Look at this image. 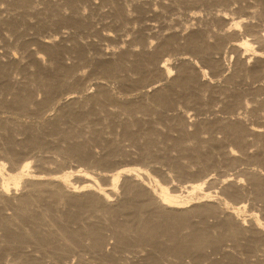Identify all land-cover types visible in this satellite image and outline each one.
Listing matches in <instances>:
<instances>
[{
	"label": "bare ground",
	"instance_id": "bare-ground-1",
	"mask_svg": "<svg viewBox=\"0 0 264 264\" xmlns=\"http://www.w3.org/2000/svg\"><path fill=\"white\" fill-rule=\"evenodd\" d=\"M216 1L0 0V107L22 113L36 104L62 106L47 122L0 119V148L9 161L22 130L35 153L56 140L67 143L55 147L62 156L99 167L130 154L107 136L120 126L122 141L137 146L140 158L169 163L175 175L194 174L193 163L205 172L175 183L159 178L161 169L141 165L46 173L30 170V161L9 170L0 160V264H264V0H243L232 9L212 7ZM33 26L54 33L26 37ZM92 34L99 41L81 38ZM87 46L98 49L96 70L141 85L139 95L117 97L102 81L94 82V94L89 87L64 91L70 65L60 56L81 57ZM79 73L76 81L85 77ZM88 134L109 147L107 155L97 159L80 142ZM186 141L194 146L186 148ZM169 146L188 150L193 162L162 155ZM224 147L226 160L235 164L239 151L256 167L234 175L208 172Z\"/></svg>",
	"mask_w": 264,
	"mask_h": 264
},
{
	"label": "rangeland",
	"instance_id": "rangeland-1",
	"mask_svg": "<svg viewBox=\"0 0 264 264\" xmlns=\"http://www.w3.org/2000/svg\"><path fill=\"white\" fill-rule=\"evenodd\" d=\"M241 3H243V0H235L234 2H226V0H217L215 3H213L212 7L232 9V8H236ZM105 9H106V7H105ZM239 12H244V10L239 11ZM137 22H139V21H137ZM137 22H135V23H137ZM149 22L150 23L154 22L156 25L158 24V22H156V21H149ZM34 32L39 33L42 36H49V35H52L54 33L51 28L40 29V28H37L36 26H33L32 28H29L26 31V33H27L26 37H30V34H35ZM132 36L133 35H128V37L127 36L126 37L128 39H132ZM81 38H83V40L85 42L99 41L97 34L83 35V36H81ZM16 39H18V38H15V37L12 38V44L15 46H19L20 41L18 42V40L16 41ZM68 43L72 44L73 43L72 39H70L68 41ZM102 43H104V45H105L104 41ZM29 45H30V47H33V46L36 47V45L32 42ZM133 45L135 47L137 46L136 48H139L138 44H133ZM18 52L20 54L22 52V49H21V51L18 50ZM97 52H98V49H96L95 46L94 47L93 46H87L84 48L83 55L81 56L82 58L78 57L75 54V52H69V53L65 52L64 54H62L60 56L61 60H63L65 63L70 65V71H69V74L67 75L68 79L70 80L69 84H68L69 86L65 87L64 91H66V92L79 91L80 92V91H83L85 88L89 87V91H90L89 93L94 94V93L98 92V87H96L94 85V82L102 81V82H105L110 87L113 94H115L117 97H123V98H128V99L136 98V96L139 95V92H140L139 88L142 87L141 85L136 84V83L131 85L128 82L124 83L123 81L116 79L113 76L107 77V75H105L104 73H102L98 69L96 70L95 56H98ZM45 57L47 60H49V57H47L46 55H45ZM24 59L26 62L28 61V58H24ZM30 69H34V66H30ZM11 73L13 75H15L19 80H22V82L25 81L24 75L21 74V72L19 73L18 70L13 69L11 71ZM78 73L79 74L85 73V77L83 79H80L79 81H76V75H78ZM132 75L136 77L135 74H132ZM17 85H19V84H17ZM78 95H80V94H78ZM43 99H44V93H43L42 89L38 88L37 94H36V102L39 103V101H42ZM113 105L115 106L114 103H113ZM89 107L90 106H88L87 108H89ZM177 107L178 106H176L175 108L171 107L172 109L168 110V114H170V115L176 114L178 111L177 109L179 108V107L178 108ZM61 108H62V106L60 105V103L52 104L47 110H46V107L44 108L42 105L36 104L33 106L32 110H28L26 112L21 113V112L15 111V110H11L10 108L7 109V108H1L0 107V119H5L10 124H14V122L18 121V122H21L20 124H23V125H31V124H35L38 122H40V123L41 122H47V120H49V118H51V117L54 118L56 115L61 113ZM78 108H79V106H78ZM174 109H175V111H174ZM44 111H46V112L48 111L49 114H48V112L44 113ZM190 113L191 114L194 113V110H190ZM220 113H221V115L223 114L221 111H220ZM206 114L209 115L210 113L206 112V113L202 114V116H205ZM123 116L124 115H119L117 117V119L124 118ZM144 120L147 123L153 122V124H156V125L158 124V122H156L155 117L152 118V117L145 116ZM172 122H174V121H172ZM99 125H101V124H99ZM159 125L164 132L169 133L172 137H174V138L181 137L182 141L184 140L183 139L184 137L182 136L181 131H179L175 128L171 129V128H169V125H166L163 123H160ZM195 129H196L195 126L190 127L191 132H193ZM110 132H113V133H110ZM110 132L107 133V136L117 138V140L121 141L120 142L121 145H122V143H124V145H126L125 147H127L124 149L130 151V154L128 156H121V154L113 155V157L109 158L110 159L109 163L99 164V167H98V164H92L91 165L87 161L77 159L74 157H68V156H65V154L62 156L61 153H59L57 150H55L56 149L55 147L56 146L57 147H66L67 143L57 142L56 140H54L53 142H51L49 144V146L51 147L50 149L41 150V151L35 153L31 149L27 148L26 145H24L23 141H25L26 133H24V131H22V130H19L18 132L15 133V138L18 142L14 148L16 153L18 152L15 156L16 158L14 160L9 161V158H7L5 151H3L2 148H0V160H4L7 163V167H9V170L18 167L20 164H22V162L30 161L31 162L30 163V165H31L30 170H32L34 172L41 171V172H46V173H55V172H58L59 170L60 171L61 170L67 171L68 169L69 170L70 169L76 170L78 167L87 168L90 171H92L93 173H100V172H102V170L108 171L111 169H115L118 166H120V167L130 166L131 167V166H140L141 165V166H147L149 168V170H151V171H155L157 168L161 169L159 171V174H160L159 178L165 179L167 181H170V180L173 181L174 180L175 183L179 182V181L191 180V179L197 178L198 175L200 174L197 171L200 167L199 164L193 163L191 165L192 170H190V171L195 172L194 174L183 173L182 175H175L176 173L171 170L169 163H165V162L160 161L162 163L161 164L160 162H155V161L151 162V161H147L145 159L140 158L139 153L141 151L137 146L133 145L131 142H129V140L124 139V137H123L124 141H122L123 133H122V128L120 126H117V128L115 127ZM2 135H3V130L0 131V139L3 137ZM216 135L217 136H215V137H221L222 136L221 133L216 134ZM89 136H90V134H88L86 138L79 139L80 142L84 141L83 143L88 146V149L92 152L94 157L97 159L107 155V153L110 150L109 147H107L105 144H102V143H96V142L94 143V141L92 139H89ZM204 136L206 138L210 137L209 134H204ZM53 139H56V138H53ZM193 142L194 141H186V142H184L185 143L184 146L186 148H191L194 146ZM227 144H228V141H225L223 143V146L225 145V147H226ZM122 147H124V146H122ZM225 147L220 152H218L216 154V158L219 160L220 163H218V165L215 168H213V169L211 168V169L207 170L208 172H211L214 175L218 174L219 172H228V173L234 175L235 173L238 172L239 168L246 167V166L256 167V165H255L256 163L254 164V161L249 160L245 155H243L239 151H236V155L238 156V158L236 159L235 164L230 162L229 160H226L227 155L224 152ZM255 148H256L255 146L251 147L250 151L255 152V150H256ZM188 153H189L188 150L179 151V149L178 150L173 149L170 146L167 147V149L161 150L162 155H168L171 157L174 156L176 158L178 157L183 162H186V161L187 162H193L191 155ZM17 155H18V157H17ZM85 163H88V164H85ZM168 172H170V173L168 174ZM171 172H172V174H171ZM204 174H205V172H202L199 176H202ZM172 178H174V179H172ZM100 181H102V180H100ZM110 239H112V238H110ZM110 239H109V241H113V239L112 240H110ZM258 253L262 254L261 251H259ZM259 254H258V256L262 257V255L261 254L259 255ZM86 256L89 257L88 254H86ZM76 259L77 258L75 256V257H73L72 260H76Z\"/></svg>",
	"mask_w": 264,
	"mask_h": 264
}]
</instances>
